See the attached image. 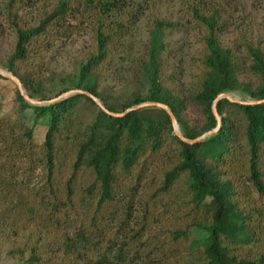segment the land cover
I'll return each instance as SVG.
<instances>
[{"label": "trees", "instance_id": "obj_1", "mask_svg": "<svg viewBox=\"0 0 264 264\" xmlns=\"http://www.w3.org/2000/svg\"><path fill=\"white\" fill-rule=\"evenodd\" d=\"M74 3L94 26L92 50L78 68L75 89L94 96L108 112L160 103L173 114L179 133L194 140L216 127L212 104L218 95L236 94L239 98H231L242 102L264 99V50L246 37L235 47L223 45L218 8L190 7L203 30V52L185 95L165 85L162 38L174 25L161 17L162 0L149 2L148 46L135 68L127 69L145 88L116 108L98 93L96 77L125 35L139 0H57L52 9L43 3L35 26L21 22L28 0H7L4 15L14 41L6 68L28 98L48 101L42 81L20 73V65ZM236 48L243 49L242 57ZM243 74L253 76L255 84L241 81ZM15 98L14 118H0V247L8 248L11 264H264V104L218 100L216 133L186 144L174 134L166 112L155 107L113 117L83 94L42 106L27 103L18 89ZM80 101L96 108L84 126L78 121ZM188 105L200 113L196 127L185 122ZM42 122L46 130L38 145L33 137ZM146 182L149 190L135 216L134 201ZM191 229L204 232L201 242H190ZM154 250L160 251L156 259L150 257Z\"/></svg>", "mask_w": 264, "mask_h": 264}, {"label": "rangeland", "instance_id": "obj_2", "mask_svg": "<svg viewBox=\"0 0 264 264\" xmlns=\"http://www.w3.org/2000/svg\"><path fill=\"white\" fill-rule=\"evenodd\" d=\"M57 0H28V5L20 12L21 22L25 26L37 25L43 13V3L52 9ZM158 0H139L137 12L127 21L126 33L112 47L111 60L98 72L97 91L106 101L116 108L124 102L141 95L145 84H140L127 73L130 67L135 68V61L143 54L148 46L149 31L151 29V15L147 6L149 2ZM164 6L161 17L174 26L167 29L162 38L163 50L160 55L162 75L165 85L169 88L179 87L188 95L192 89L200 69V55L203 52V30L198 27L191 15V6L202 5L218 8L221 12L223 28L220 32V42L225 46L235 47L236 41L246 37L254 45L264 50V0H162ZM7 0H0V68L7 70L6 59L14 41V34L8 27L4 15ZM124 6V5H121ZM93 21L84 13L81 4L74 3L67 17L60 26L53 30L49 37H44L39 44L30 49L29 59L20 65V73L29 75L32 79L42 81V92L48 100L55 98L67 89L76 90L78 68L93 46ZM237 55L243 56V49L236 48ZM8 71V70H7ZM241 81L255 84L253 76L243 74ZM15 83L5 78L0 79V118H14L16 113ZM231 97L239 98L232 94ZM78 121L84 126L95 115L96 108L84 101H80ZM151 108V107H145ZM185 122L189 127H196L200 122L199 111L187 106L184 111ZM26 125L33 126V115L30 109L25 111ZM46 130L45 122L35 126L33 141L40 145ZM159 163V161H156ZM162 165L161 167H163ZM38 171L35 173V175ZM35 179L32 181L34 185ZM149 182L144 183L138 190L134 201L133 215L139 214L141 198L149 190ZM207 202V200L205 201ZM205 206V205H204ZM167 219L171 216L166 214ZM117 220L114 222L115 229ZM205 236L201 230H190V242L199 241ZM164 237V236H163ZM164 237L163 240H165ZM162 241V238L157 240ZM153 245V242H151ZM166 246H161L165 249ZM8 249V248H7ZM6 248L0 247V264H11L6 254ZM144 247L142 255L148 251ZM160 251L154 250L151 258H158Z\"/></svg>", "mask_w": 264, "mask_h": 264}, {"label": "water", "instance_id": "obj_3", "mask_svg": "<svg viewBox=\"0 0 264 264\" xmlns=\"http://www.w3.org/2000/svg\"><path fill=\"white\" fill-rule=\"evenodd\" d=\"M0 76L10 80V81H13L20 93V95L23 97V99L29 103L30 105H33V106H42V105H46V104H51V103H55L61 99H65L67 98L68 96H71V95H74V94H83V95H86L87 97H89L93 103L101 110L103 111L104 113H106L107 115L109 116H113V117H121L123 116L124 114L130 112V111H134V110H138V109H141V108H145V107H155V108H158V109H162L166 112V114L169 116V119L172 123V126H173V131H174V134L179 137V139L181 141H183L184 143L186 144H194V143H197V142H200L202 141L205 137H207L208 135H211V134H214L216 133V131L218 130L219 128V125H220V117L219 115L217 114V111H216V107H215V104L218 100L222 99V98H225L231 102H236V103H240V104H245V105H259V104H264V99H261V100H256V101H249V102H242V101H239L237 99H233L230 97L229 94L227 93H223V94H220L217 96V98L214 100L213 104H212V113L217 121V125L214 129H212L211 131L205 133L204 135H202L201 137H198L194 140H189V139H186L184 138L180 133H179V130H178V126H177V123L175 121V118L173 116V114L171 113V111L167 108V106L163 105V104H160V103H154V102H146V103H143V104H140V105H135L133 106L132 108L124 111L123 113L121 114H115V113H111V112H108L104 107L103 105L100 103V101L98 99H96L94 96H92L91 94L87 93V92H84V91H81V90H70V91H67L65 93H62L61 95H59L58 97L56 98H53V99H50L48 101H38V100H33V99H30L28 98V96L26 95L24 89H23V86L22 84L20 83V81L15 77L13 76L11 73H9L7 70H4V69H1L0 68Z\"/></svg>", "mask_w": 264, "mask_h": 264}]
</instances>
